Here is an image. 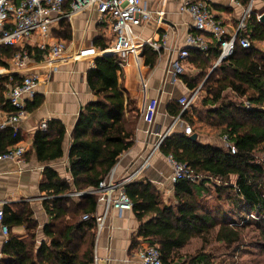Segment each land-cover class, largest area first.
<instances>
[{"label":"trees","instance_id":"16d2710c","mask_svg":"<svg viewBox=\"0 0 264 264\" xmlns=\"http://www.w3.org/2000/svg\"><path fill=\"white\" fill-rule=\"evenodd\" d=\"M241 3L246 6L249 0ZM54 35L65 42L71 40L66 19L58 22ZM209 36L206 52L189 50L186 63L196 74L179 78L188 90L200 87V93L205 91L202 103L218 138L227 136L236 152L232 154L220 144H202L183 132L173 133L164 139L159 151L187 165L196 181L175 183L172 198L167 201L149 182L134 181L124 188L139 223L131 251L146 242L159 250L164 262L172 264H212L211 256L202 251L193 257L181 255V250L195 239L204 245L213 240L231 249L243 242L250 229L257 231L264 243V50L255 47L256 43L264 44V24L251 12L243 33L250 47L243 49L236 42L233 54L215 68L220 44ZM95 45L102 51L107 48L102 41ZM26 49L29 57L40 60L37 49ZM20 52L19 48L0 47V66L7 69L9 60ZM143 54L145 63L152 67L157 54L148 47ZM117 62L115 56L104 55L87 72V84L96 100L82 107L71 133L67 153L71 181L61 179L49 168L44 170L40 189L49 197L42 203L49 221L41 230L42 240L37 239L38 224L27 205L3 207L2 224L8 237L1 249L0 264L93 263L96 222L93 218L83 221L82 217L96 213L97 198L84 196L73 202L65 195L96 188L121 155L133 147L137 115L127 117L135 111L118 86ZM12 78L19 79L17 75ZM8 79L0 77V104L5 102ZM41 101L34 96L26 110L38 107ZM168 113L175 118L180 108L170 104ZM186 116L182 115L185 122L192 124ZM51 129L48 126L34 138L33 149L39 160L63 156L64 131L53 129L56 136L51 139ZM5 136L11 137L9 129L0 134V138ZM16 141L18 137L12 139ZM16 227H24L28 235L24 239L13 235L11 230Z\"/></svg>","mask_w":264,"mask_h":264},{"label":"crops","instance_id":"0c3cea01","mask_svg":"<svg viewBox=\"0 0 264 264\" xmlns=\"http://www.w3.org/2000/svg\"><path fill=\"white\" fill-rule=\"evenodd\" d=\"M140 1L145 3L152 13V19L148 23L134 29L137 36L136 44L140 45L138 53L142 64L140 67H136L131 54L123 67H120L117 62L118 86L125 99L130 101L129 107L135 111H132L130 115L127 113V117L133 119V115H137L133 147L121 155L110 173L113 174V179L116 182L130 176H133L132 182H149L162 192L164 201H167L173 195V183L170 180L171 169L166 162V156L160 151L153 153L156 137L150 135L149 132L155 127L160 130L161 134L169 133L171 135L183 132L182 128L178 129V126L175 125L176 117L174 118L168 113V106L170 104L177 106V99L188 95L189 90L180 78L173 81L171 63L176 60L178 50L185 47V38L191 31L192 19L188 14L180 12L181 0ZM205 1L209 4L215 18L221 21L226 31V37L231 38L249 3L244 6L241 1L240 5H235L232 0ZM249 2L250 10L255 12L257 18L264 13V0H249ZM68 24L71 29V40L66 42L68 53L61 58H51V60L43 58V53L38 49L37 43L31 41L26 46L37 49L40 52V60L37 61L28 55V60L25 61L23 69L19 73H14L13 58L9 60L7 69L0 66V77L9 78L6 92L14 79L13 75H35L39 79L35 96L42 101L38 107L28 109L25 119L19 125L18 141L13 143L12 137L7 138L6 136L0 138V152H5L15 144L25 149L24 156L20 161H0V208L3 209L6 205L16 207L27 205L33 213V219L38 224L36 235L39 242L43 238L41 230L49 221L42 205L49 197L40 189V184L44 180V170L49 168L56 172L61 179L71 181L67 161L71 133L82 107L96 100L87 84V72L94 68V62L99 56L78 61L73 60V57L75 52L81 49L94 48L102 51L95 45L99 41H102L108 50L114 39L108 26L97 23V13L94 10L74 17L68 21ZM55 30H57V25L51 30L50 43L62 40L54 35ZM205 36L210 42L209 34ZM152 43L159 44L160 49L152 50L149 46ZM146 47L157 54L156 62L152 67L145 63L146 56L143 52ZM183 70V74L189 77L196 74V71L186 62L183 65ZM6 92L4 94L5 102L0 104V119L10 112V107L6 102ZM149 99L158 101L153 125L145 123L142 116V108ZM4 106L5 108H3ZM186 117L192 122L191 126L198 122L192 110ZM43 123L46 124V127L41 129ZM48 126L52 127V131L49 132L51 139L56 136L54 130L64 131L61 146L63 156L54 160L42 161L38 159L33 149V141L38 133L46 132ZM193 135L196 134L193 133ZM195 139H198L202 144L223 145L220 141H214L215 139L210 141L204 136L196 135ZM147 160V165L141 169ZM71 193L65 196L73 202L81 198L71 197ZM104 210V205L99 203L96 213L93 215L101 217ZM138 226L139 223L131 211L119 213L111 209L106 215L103 226L101 228L96 226L93 259L96 256L97 264H141L135 257L136 250L131 251L130 249L132 237ZM11 233L21 239L28 235L24 227L13 228ZM7 237L8 233L7 236H4L0 225V261L3 259L1 249Z\"/></svg>","mask_w":264,"mask_h":264},{"label":"built area","instance_id":"2783aa9c","mask_svg":"<svg viewBox=\"0 0 264 264\" xmlns=\"http://www.w3.org/2000/svg\"><path fill=\"white\" fill-rule=\"evenodd\" d=\"M241 0H232L235 5H240ZM251 2V1H250ZM250 2L239 20L235 32L231 38L226 37V31L219 21L212 14L209 4L205 0H181L180 12L188 14L192 19L191 31L186 35L185 47L178 50L176 60L171 63L172 79L176 81L183 74V65L189 55V50L206 52L209 48V39L205 36L211 34L220 44V54L215 68L219 63L230 57L235 49L236 42L243 48L248 49L250 42L243 36L246 30L248 16L251 13ZM94 10L97 13V23L108 26L114 39L111 47L105 51L94 48L81 49L75 52L73 60L92 59L104 55H113L118 59V65H126L127 58L131 54L136 67H140L142 59L138 53L140 45L136 44L137 36L135 28L148 23L152 19V13L145 3L140 0H0V47L21 49V52L14 56L12 64L14 73H19L23 69L25 61L28 60L27 43L34 41L38 49L43 53L42 57L49 60L59 59L68 53V46L65 41L58 40L50 43V34L54 26L59 21L66 19L71 21L74 17ZM259 18V17H258ZM154 51L160 49L157 43L149 44ZM55 69V68H54ZM17 76L19 74H16ZM18 80L13 79L6 92V102L10 107V112L0 119V134L7 129L11 131L12 139H16L20 123L25 119L27 102H31L35 96V89L39 79L35 75L18 76ZM200 94V87L188 92V95L177 99L176 104L180 108V114L176 117L175 125L182 128L186 136H192L193 130L182 115H188L195 100ZM248 106V105H247ZM158 101L149 99L142 108V116L148 125L154 124L157 114ZM46 124L41 125L44 129ZM150 135L156 137L153 146V153H157L169 133L161 134L157 127L153 128ZM225 148L234 154L235 148L228 141V137L222 139ZM25 153V149L18 144L11 146L5 152H0V161H20ZM171 169V182L173 185L180 180L195 182L187 165L176 161L171 155L165 157ZM144 162L141 169L147 165ZM113 174H109L94 189L82 192L71 193V197H82L86 195L95 196L97 204L104 205V214L84 215L83 221L95 219L97 228H101L105 222L107 213L112 209L119 213L130 212L132 203L125 193V186L132 182L133 176L116 182ZM3 211L0 208V225L4 236H7V227L2 224ZM135 257L141 264H172L162 260L159 250L149 243H141L134 252ZM98 259L94 256L93 263L97 264ZM197 264V263H196Z\"/></svg>","mask_w":264,"mask_h":264},{"label":"rangeland","instance_id":"374dc122","mask_svg":"<svg viewBox=\"0 0 264 264\" xmlns=\"http://www.w3.org/2000/svg\"><path fill=\"white\" fill-rule=\"evenodd\" d=\"M255 47L259 50H264L263 43H256ZM204 99L205 91H202L192 107V113L194 117L198 119L197 121L199 124L196 122L190 126L194 134L204 136L210 141L215 139L214 141L222 142L223 137L218 138L216 134L217 128L212 125L210 118L206 114L207 107L202 103ZM230 99H232V101L236 100L233 99V97ZM178 129L181 128L178 127ZM249 230L245 232L243 242L231 249H227L225 246L213 240H211L208 245H204L200 240L195 239L182 250L181 255L193 257L202 251L211 256L212 264H264V250L262 249L264 243L261 241V237L257 231L249 232Z\"/></svg>","mask_w":264,"mask_h":264},{"label":"water","instance_id":"95a60500","mask_svg":"<svg viewBox=\"0 0 264 264\" xmlns=\"http://www.w3.org/2000/svg\"><path fill=\"white\" fill-rule=\"evenodd\" d=\"M258 21L262 24H264V13H262L259 18H258ZM196 138V135H193L191 136V139H195Z\"/></svg>","mask_w":264,"mask_h":264}]
</instances>
